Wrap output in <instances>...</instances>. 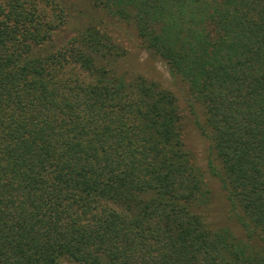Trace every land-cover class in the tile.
Wrapping results in <instances>:
<instances>
[{
    "label": "trees",
    "instance_id": "obj_1",
    "mask_svg": "<svg viewBox=\"0 0 264 264\" xmlns=\"http://www.w3.org/2000/svg\"><path fill=\"white\" fill-rule=\"evenodd\" d=\"M90 1L201 105L244 238L203 217L171 91L95 26L55 42L59 3L0 0V264H264V0Z\"/></svg>",
    "mask_w": 264,
    "mask_h": 264
},
{
    "label": "rangeland",
    "instance_id": "obj_2",
    "mask_svg": "<svg viewBox=\"0 0 264 264\" xmlns=\"http://www.w3.org/2000/svg\"><path fill=\"white\" fill-rule=\"evenodd\" d=\"M54 1L64 7L67 16L64 26L55 35V42L65 41L85 26H95L111 36L112 40L125 50V54L119 58L116 65L119 72L127 76L142 75L149 80L158 82L176 96L182 116L185 143L191 150L196 164L203 170L211 193L208 205L201 211L203 217L209 227H227L237 237L243 239L244 233L241 227L230 216L222 183L210 173L209 160L213 159L214 155L210 151L208 140L201 135L195 123L196 116L200 121H203V110L198 103H194L191 107L187 85L170 74L163 60L144 48L133 26L112 19L90 0ZM214 164L219 167L218 161L215 159ZM64 264L75 263L65 261Z\"/></svg>",
    "mask_w": 264,
    "mask_h": 264
}]
</instances>
